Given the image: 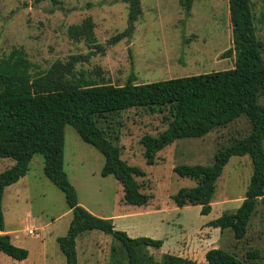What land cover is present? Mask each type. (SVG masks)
Returning a JSON list of instances; mask_svg holds the SVG:
<instances>
[{"label":"rangeland","instance_id":"374dc122","mask_svg":"<svg viewBox=\"0 0 264 264\" xmlns=\"http://www.w3.org/2000/svg\"><path fill=\"white\" fill-rule=\"evenodd\" d=\"M251 5L257 36L264 45V0H251ZM141 7L132 36L110 43L128 27L129 5L124 0H0V59L17 48L39 69H47L54 61L66 62L73 55L90 53L87 61L77 62L76 77L85 72L96 82L120 85L132 72L135 82L142 83L234 66V54L223 56L233 46L229 0H193L189 14L180 0H141ZM88 16L95 22L96 41L90 43L76 40L68 32L71 25ZM259 102L264 105V94ZM166 113L132 107L110 119L121 157L146 172L137 177L144 183L143 191L154 195L146 205L124 203L123 186L116 176L101 173L104 155L85 142L75 127L65 125L64 167L80 204L95 215L112 219L116 229L131 237L162 239L160 248H144L155 264H165L168 253L187 258L190 264H206L205 254L212 247L225 248L248 264H264L263 202L256 205L241 239L231 228L221 230L207 224L242 204L253 171L248 154L233 155L225 165L209 214H201V205L178 206L173 199L180 188L197 184L178 175L175 165L212 164L220 148L251 131L249 118L241 115L202 137L177 139L149 164L141 138L164 130ZM13 163L11 158H0V171ZM44 164V156L35 154L24 178L4 191L6 233L14 244L27 248L29 255L19 261L0 250V264L66 263L57 237L67 234L73 213L64 192L45 175ZM255 248L260 249L261 257L247 258V251ZM77 253L78 264H129L121 242L99 229L77 237Z\"/></svg>","mask_w":264,"mask_h":264},{"label":"trees","instance_id":"16d2710c","mask_svg":"<svg viewBox=\"0 0 264 264\" xmlns=\"http://www.w3.org/2000/svg\"><path fill=\"white\" fill-rule=\"evenodd\" d=\"M40 2L42 0H35ZM54 3L58 0H52ZM129 5L128 27L110 39L116 43L132 36L135 22L142 14L141 0H124ZM189 14L193 0H180ZM233 46L223 56L235 55L228 69L190 74L154 82H135L132 72L125 84L96 82L81 72L76 77V64L87 61L86 55H73L68 61H54L49 68L39 69L13 49L0 59V158L14 163L0 171V232L5 231L2 200L6 187L25 176L35 154L44 156V173L63 192L73 217L66 235L57 241L66 264H78L77 237L86 230L99 229L119 240L129 264H155L145 247L160 248L164 241L149 236L131 237L118 230L110 218L92 213L79 202L76 187L64 167V143L67 124L76 128L80 137L104 155L103 175L113 174L123 186L126 204L146 205L154 196L143 191L137 177L146 172L121 157V147L114 140L112 121L132 107L149 112H164L168 126L158 134H144L141 143L149 164L157 153L180 138L202 137L218 126L226 125L241 115L252 123L251 131L220 148L212 164H177L174 171L194 179L197 184L182 187L173 196L178 206L201 205V214L212 211L217 179L233 155L248 154L253 171L242 204L234 212H224L207 224L221 230L231 228L237 239L243 238L258 202L264 203V45L257 36L251 0H229ZM95 22L91 16L69 27L76 40L95 42ZM98 47L103 48L98 45ZM111 119V120H110ZM117 138V137H115ZM0 250L17 260L29 255L25 247L14 244L9 233H0ZM260 249L247 251V258L261 257ZM165 264H190L187 258L168 253ZM206 264H248L235 253L212 247L205 254Z\"/></svg>","mask_w":264,"mask_h":264},{"label":"crops","instance_id":"0c3cea01","mask_svg":"<svg viewBox=\"0 0 264 264\" xmlns=\"http://www.w3.org/2000/svg\"><path fill=\"white\" fill-rule=\"evenodd\" d=\"M22 178H24V176H23V177H21V178H20L18 181H20ZM18 181H17V182H18ZM17 182H15V183H17ZM15 183H14V184H15ZM6 188H7V187H6ZM29 231H30V230H29ZM3 232H8V231H7V230H5V231H2V232H0V233H3ZM29 233H30V232H29ZM26 259H27V258H26ZM26 259H24V261H25ZM16 260H17V259H16ZM19 261H23V260H19ZM65 264H66V263H65Z\"/></svg>","mask_w":264,"mask_h":264},{"label":"built area","instance_id":"2783aa9c","mask_svg":"<svg viewBox=\"0 0 264 264\" xmlns=\"http://www.w3.org/2000/svg\"><path fill=\"white\" fill-rule=\"evenodd\" d=\"M29 232H30V233H33V231H32V230H30Z\"/></svg>","mask_w":264,"mask_h":264}]
</instances>
